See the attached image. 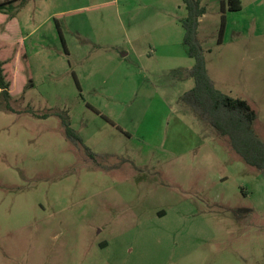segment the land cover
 <instances>
[{
    "label": "rangeland",
    "instance_id": "rangeland-1",
    "mask_svg": "<svg viewBox=\"0 0 264 264\" xmlns=\"http://www.w3.org/2000/svg\"><path fill=\"white\" fill-rule=\"evenodd\" d=\"M195 1L208 76L264 142V0ZM21 2L0 14V264H264L263 172L181 100L182 2Z\"/></svg>",
    "mask_w": 264,
    "mask_h": 264
},
{
    "label": "trees",
    "instance_id": "trees-1",
    "mask_svg": "<svg viewBox=\"0 0 264 264\" xmlns=\"http://www.w3.org/2000/svg\"><path fill=\"white\" fill-rule=\"evenodd\" d=\"M179 1L186 9V17L181 21L183 43L188 56L195 61L192 69L188 71L194 86L181 100L199 119L227 139L230 148L245 164L264 174V142L259 139L254 129L256 112L247 102L225 95L215 88L205 69L202 49L197 39L199 19L205 10L195 0ZM16 3L17 0L0 3V14L5 15L8 21L14 19L18 9L23 6V2L18 5ZM227 6L230 12H238L242 8L241 0H227ZM3 65L4 62L0 60V102H4V110L11 111L10 82L6 80ZM61 120L66 136L73 140L66 118L61 117Z\"/></svg>",
    "mask_w": 264,
    "mask_h": 264
},
{
    "label": "flooded vegetation",
    "instance_id": "flooded-vegetation-1",
    "mask_svg": "<svg viewBox=\"0 0 264 264\" xmlns=\"http://www.w3.org/2000/svg\"><path fill=\"white\" fill-rule=\"evenodd\" d=\"M73 140H74V138H73ZM73 140H71L70 139V141H71V143H73ZM87 154L86 155H88L87 156V158H89L90 160H92V162H94V163H96L97 165H100V164H98L96 161V158L92 155V154H89L88 152H86ZM104 170H106V171H110V168H106V169H104ZM107 246V244L106 243H100L99 244V247L100 248H102V249H104L105 247Z\"/></svg>",
    "mask_w": 264,
    "mask_h": 264
}]
</instances>
